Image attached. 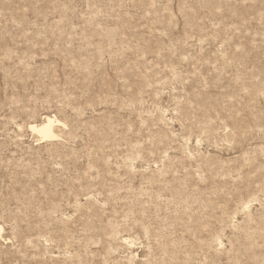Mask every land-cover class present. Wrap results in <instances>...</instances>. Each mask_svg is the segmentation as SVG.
<instances>
[{
    "label": "rangeland",
    "instance_id": "1",
    "mask_svg": "<svg viewBox=\"0 0 264 264\" xmlns=\"http://www.w3.org/2000/svg\"><path fill=\"white\" fill-rule=\"evenodd\" d=\"M0 227V264H264V0H0Z\"/></svg>",
    "mask_w": 264,
    "mask_h": 264
},
{
    "label": "bare ground",
    "instance_id": "2",
    "mask_svg": "<svg viewBox=\"0 0 264 264\" xmlns=\"http://www.w3.org/2000/svg\"><path fill=\"white\" fill-rule=\"evenodd\" d=\"M232 16H233V14H232ZM62 124H64V123H62V121L60 119H58L56 116L46 115L41 122H39V123H35V121H33L32 123L30 122L28 124V127L31 131L37 133L39 135L40 139L50 140V139H54V137L56 136L55 127L59 126V125L62 126ZM1 229L2 228L0 227V230Z\"/></svg>",
    "mask_w": 264,
    "mask_h": 264
}]
</instances>
